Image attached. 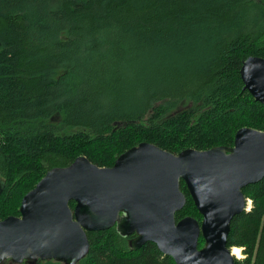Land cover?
<instances>
[{
  "label": "trees",
  "instance_id": "16d2710c",
  "mask_svg": "<svg viewBox=\"0 0 264 264\" xmlns=\"http://www.w3.org/2000/svg\"><path fill=\"white\" fill-rule=\"evenodd\" d=\"M252 56L264 58V0H0V219L20 216L49 169L79 157L109 168L144 142L179 154L231 149L242 128L264 132V105L240 75ZM137 59L129 74L155 69L151 90L123 89L120 72ZM122 100L141 106L116 111ZM181 190L177 221L201 222ZM243 192L250 211L232 220L228 248L243 249L236 264H264V179ZM87 234L79 264H175L153 243L133 250L115 227Z\"/></svg>",
  "mask_w": 264,
  "mask_h": 264
},
{
  "label": "water",
  "instance_id": "95a60500",
  "mask_svg": "<svg viewBox=\"0 0 264 264\" xmlns=\"http://www.w3.org/2000/svg\"><path fill=\"white\" fill-rule=\"evenodd\" d=\"M240 75L244 90L264 105V58L249 57ZM263 179L264 132L253 128L240 129L231 149L173 154L144 142L109 168L79 157L49 169L23 196L20 216L0 219V264H79L90 253L87 233L114 227L122 236L137 235L133 250L153 243L175 264H236L228 248L231 223L250 211L243 190ZM182 181L201 222L177 221L187 204ZM4 189L0 178V195Z\"/></svg>",
  "mask_w": 264,
  "mask_h": 264
},
{
  "label": "rangeland",
  "instance_id": "374dc122",
  "mask_svg": "<svg viewBox=\"0 0 264 264\" xmlns=\"http://www.w3.org/2000/svg\"><path fill=\"white\" fill-rule=\"evenodd\" d=\"M138 63H139V60L137 59L135 61V67H134V71L133 70H126V68H124L123 70H121L120 74H122L125 79L127 80V83L130 84V85H123V89H132L134 90L135 89V84H140L141 83L143 84L141 87L143 89H146L148 88L149 90L153 89L155 86L156 83H157V76H159L156 72L155 69L153 70H143L144 72L141 73L140 77H133L131 76L129 73H136V68L138 67ZM137 65V66H136ZM129 86L131 88H129ZM114 109L117 111H137L139 109V107L141 106V104L137 103L136 104L133 102V101H130V100H122V101H114ZM187 106H190V103L189 102H182L178 105V108H180L179 110H182L183 108L185 109ZM61 117L55 119V122L57 124H61ZM77 129H74V130H71V129H66L65 132H76ZM251 207V206H250ZM240 252H241V257L240 258H237V260H242L245 258V255L243 254V249L240 248Z\"/></svg>",
  "mask_w": 264,
  "mask_h": 264
},
{
  "label": "bare ground",
  "instance_id": "6f19581e",
  "mask_svg": "<svg viewBox=\"0 0 264 264\" xmlns=\"http://www.w3.org/2000/svg\"><path fill=\"white\" fill-rule=\"evenodd\" d=\"M232 252H233V255L237 258H240L241 257V252H240V249L239 248H234L232 249Z\"/></svg>",
  "mask_w": 264,
  "mask_h": 264
},
{
  "label": "flooded vegetation",
  "instance_id": "af4514ba",
  "mask_svg": "<svg viewBox=\"0 0 264 264\" xmlns=\"http://www.w3.org/2000/svg\"><path fill=\"white\" fill-rule=\"evenodd\" d=\"M124 237L128 238L129 245H130L131 241H133V240H134V239L137 237V235H136V234H134V235H130V236H124Z\"/></svg>",
  "mask_w": 264,
  "mask_h": 264
}]
</instances>
